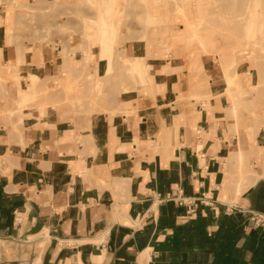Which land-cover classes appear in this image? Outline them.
Masks as SVG:
<instances>
[{"label":"crops","instance_id":"1","mask_svg":"<svg viewBox=\"0 0 264 264\" xmlns=\"http://www.w3.org/2000/svg\"><path fill=\"white\" fill-rule=\"evenodd\" d=\"M157 31L140 26L125 44L144 83L115 77L107 100H85L72 84L80 58L58 71L48 56L49 76L82 93L69 103L57 88L39 95L44 111L0 119V264H264L252 219L264 215V176L257 167L239 193V128L216 58L168 50Z\"/></svg>","mask_w":264,"mask_h":264},{"label":"rangeland","instance_id":"2","mask_svg":"<svg viewBox=\"0 0 264 264\" xmlns=\"http://www.w3.org/2000/svg\"><path fill=\"white\" fill-rule=\"evenodd\" d=\"M258 1L0 0V35L5 50L0 59V119L14 125L11 120L20 121L25 108L39 105L44 111L40 96L57 88L69 103L82 93L65 88V76H49L48 56L58 71L80 58L83 73L78 78L73 75L72 84H83L85 100L99 98L102 102L112 96L115 77L144 83L147 74L141 60L127 57L125 44L140 26L142 37L150 36L156 28L162 47L185 46L216 58L232 104L229 117L234 119L233 129L239 128L240 193L248 175L257 177V167L264 176V146L257 143L264 129V0ZM151 15L154 17L149 19ZM99 50V57L108 62L105 73L100 69V77L92 66Z\"/></svg>","mask_w":264,"mask_h":264},{"label":"built area","instance_id":"3","mask_svg":"<svg viewBox=\"0 0 264 264\" xmlns=\"http://www.w3.org/2000/svg\"><path fill=\"white\" fill-rule=\"evenodd\" d=\"M165 199L169 200V199H173L177 202V204L179 205H186L187 203V198L183 197V196H172V195H167L165 197ZM196 200V199H195ZM199 200V199H198ZM200 201V200H199ZM253 221L255 224L257 225H264V215H253L252 217ZM110 233V227H107L106 229H104L97 237L96 240L99 242V244L103 245L106 243L107 237Z\"/></svg>","mask_w":264,"mask_h":264},{"label":"bare ground","instance_id":"4","mask_svg":"<svg viewBox=\"0 0 264 264\" xmlns=\"http://www.w3.org/2000/svg\"><path fill=\"white\" fill-rule=\"evenodd\" d=\"M100 1H101V0H100ZM107 1H108V0H107ZM213 1H214V0H213ZM248 1H249V2H252V0H251V1L248 0ZM253 1H255V0H253ZM256 1H258V0H256ZM260 1H261V0H260ZM76 2H77V1H76ZM91 2H92V1H91ZM105 2H106V1H105ZM258 2H259V1H258ZM258 2H256V3H258ZM249 4H250V3H249ZM104 5H105V3H104ZM200 5H201V4H200ZM258 5H259V4H258ZM248 7H249V5H248ZM248 7H247V9H249ZM103 9H104V8H103ZM103 9H102V11H103ZM178 10H179V9H178ZM204 11H206V9H205ZM247 11H248V10H247ZM200 12H201V11H200ZM202 12H203V11H202ZM245 12H246V11H245ZM201 14H202V13H201ZM204 14H205V13H204ZM204 14H203V15H204ZM115 15H116V14H115ZM248 15H249V13H248ZM157 16H158V15H157ZM213 16H214V15H213ZM256 16H257V15H256ZM42 17H44V15H42ZM153 17H154V16H152V15H151V16H148L149 19H151V18H153ZM205 17H206V16H205ZM248 17H249V16H248ZM248 17H247V18H248ZM90 22H91V21H90ZM245 23H246V22H245ZM245 26H246V25H245ZM246 29H247V28H246ZM248 29H249V28H248ZM9 31H11V30H9ZM106 31H108V29H107ZM212 32H213V31H212ZM212 32H211V33H212ZM249 32H250V29H249ZM258 32H259V31H258ZM8 33L10 34V32H8ZM87 33H88V32H87ZM96 33H98V32H96ZM103 33H105V32H103ZM103 33H102V34H103ZM215 33H216V32H215ZM218 33H219V32H218ZM9 34H7V35H9ZM207 34H209V33H207ZM207 34H205V35H207ZM219 34H220V33H219ZM90 35H91V34H90ZM105 35H106V33H105ZM112 36H113V35H112ZM209 37H210V36H209ZM8 38H9V37H8ZM213 39H214V38H213ZM213 39H212V41H214ZM88 40H89V39H88ZM101 40H102V38H101ZM105 40H106V39H105ZM208 40H209V39H208ZM109 41H110V40H109ZM206 41H207V39H206ZM210 41H211V40H210ZM8 42H9V41H8ZM87 42H88V41H87ZM104 43H105V42H104ZM207 43H208V42H207ZM207 43H206V44H207ZM209 44H210V43H209ZM89 45H90V44H89ZM92 45H93V44H92ZM95 45H96V44H95ZM105 45H106V44H105ZM117 45H118V44H117ZM86 46H87V45H86ZM90 46H91V45H90ZM13 48H15V47H13ZM86 48H87V47H86ZM21 49H22V48H21ZM210 49H211V48H210ZM217 49H219V48H217ZM220 49H221V48H220ZM86 50H87V49H86ZM15 51H16V50H15ZM18 51H19V50H18ZM20 51H21V50H20ZM74 51H75V50H74ZM99 51H100V50H99ZM215 52H216V51H215ZM220 52H221V50H220ZM220 52H219V53H220ZM20 53H22V52H20ZM16 54H17V53H16ZM19 55H20V54H19ZM19 55H18V56H19ZM21 55H22V54H21ZM83 57H85V56L83 55ZM116 57H117V56H116ZM220 57H221V56H220ZM86 59H87V58H86ZM118 59H119V58H118ZM82 60H83V59H82ZM86 63H87V62H86ZM86 63H85V64H86ZM113 64H114V63H113ZM83 66H84V64H83ZM115 66H116V65H115ZM69 67H70V66H69ZM85 67H86V66H85ZM261 67H262V66H261ZM79 69H80V68H79ZM88 69H89V68H87V70H88ZM80 70H81V69H80ZM84 70H85V69H84ZM94 70H95V69H94ZM260 70H262V69H260ZM71 71H72V70H71ZM74 71H75V70H74ZM96 71H97V70H96ZM72 73H73V72H72ZM75 73H76V72H75ZM80 73H81V72H80ZM89 73H90V72H89ZM76 74H78V73H76ZM81 75H82V74H81ZM85 75H86V74H85ZM87 75H88V74H87ZM75 76H76V75H75ZM118 76H119V75H118ZM99 77H100V76H99ZM72 78H73V77H72ZM75 78H76V77H75ZM83 79H85L84 76H83ZM96 84H97V83H96ZM99 84H100V83H99ZM120 85H121V84H120ZM112 86H113V85H112ZM124 88H125V87H124ZM125 89H126V88H125ZM125 89H124V90H125ZM120 90H121V89H120ZM126 91H127V90H126ZM123 92H124V91H123ZM5 94H6V93H5ZM52 97H53V96H52ZM98 99H99V98H98ZM105 100H107V99L105 98ZM109 100H110V99H109ZM112 101H113V100H112ZM9 102H10V101H9ZM11 102H12V101H11ZM56 102H57V101H56ZM114 102H115V101H114ZM114 102H113V103H114ZM105 103H106V102H105ZM12 104H13V103H12ZM102 105H103V104H102ZM11 107H12V106H11ZM110 109H111V108H110ZM118 110H119V109H118ZM77 126H78V125H77ZM240 140H241V139H240ZM241 143H242V142H241ZM241 145H242V144H241ZM84 149H85V148H84ZM64 154H65V153H64ZM254 180H255V178H254V179L251 178V181H252V182H254ZM252 182H251V183H252ZM69 184H70V183H69Z\"/></svg>","mask_w":264,"mask_h":264}]
</instances>
